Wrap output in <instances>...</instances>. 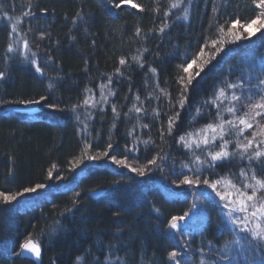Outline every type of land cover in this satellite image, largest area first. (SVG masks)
Here are the masks:
<instances>
[{
    "label": "trees",
    "instance_id": "trees-1",
    "mask_svg": "<svg viewBox=\"0 0 264 264\" xmlns=\"http://www.w3.org/2000/svg\"><path fill=\"white\" fill-rule=\"evenodd\" d=\"M120 2L0 0V71L5 73L0 79V192L15 195L25 188L45 185L10 203L0 200V264H106L105 256H111L113 249L127 264H176L169 259L172 251L180 253L176 257L179 264H259L264 253L244 242L243 250L229 243L244 234L224 228L225 216L215 193L203 184L179 183L183 175H192L189 168L183 167L190 163L191 154L175 140L189 130L191 114L218 87L242 82L247 91L258 84V78L264 79V35L256 33L235 43H229L225 36L223 49L188 86L185 107L177 103L182 91L178 76L187 77L179 66L190 62L201 46L205 56L197 62L202 63L215 51L211 41L220 39V25L227 32L233 20L247 22L260 9L252 0H192L190 5L184 0L180 8H171L170 0H159V12L151 11L156 6L154 0H132L143 11L126 3L116 8L114 5ZM29 4L35 15L22 17L29 11ZM5 12L13 19L22 17L21 31L9 35ZM164 23L168 27L160 32ZM137 27L140 35H136ZM234 31L243 29L237 26ZM25 40L29 45L27 60L20 55L25 51ZM8 44L18 51L6 53ZM33 52L43 75L30 63ZM5 55L11 59L5 61ZM137 55L143 68L132 59ZM120 58L125 59L124 66L119 65ZM117 67L123 75L115 74ZM150 67L156 69L155 74ZM197 70L194 66L193 74ZM109 75V87L115 95H108L107 101L96 108L77 107L72 111L86 96L100 100L98 85L107 83ZM86 88L91 93H86ZM136 95L139 101L134 99ZM41 96L48 99L38 105L35 114L16 112L15 107L24 105L9 103ZM133 103L147 115L129 112ZM113 105L120 113L115 127ZM153 109L160 113L158 118H153ZM204 111L195 127L214 119L215 109ZM89 112L91 118L86 119ZM176 112L180 116L174 135L169 136L168 118ZM145 124L148 127H143ZM85 140L91 144L88 155L108 150L109 143L113 149L108 150V157L88 160L83 154ZM133 148L136 150H127ZM112 155L117 159L127 157V163L135 168L146 166L145 174L113 164ZM157 155L164 159L149 164ZM245 164L225 163L215 171L219 175L238 173ZM205 175L210 180L216 178L210 173ZM95 190H103V194L90 196ZM189 209L195 221L171 229V217ZM29 238L41 247L39 263L17 255L20 245ZM226 243L228 255L235 259L221 262L219 255ZM77 257L82 259L77 261Z\"/></svg>",
    "mask_w": 264,
    "mask_h": 264
},
{
    "label": "snow or ice",
    "instance_id": "snow-or-ice-1",
    "mask_svg": "<svg viewBox=\"0 0 264 264\" xmlns=\"http://www.w3.org/2000/svg\"><path fill=\"white\" fill-rule=\"evenodd\" d=\"M111 3V0H109ZM192 0H188L189 5ZM256 9L260 11L255 15V17L247 22H242L239 18L233 20L231 25L228 27L227 32H225L224 25H220L217 28V32L220 35V39L212 40L211 44L215 51L207 59H203L202 63H198L202 57L205 56L204 47L201 46L199 53L195 54L194 58H191L190 62L185 61L184 65H180V69L183 73L187 74L178 76L177 83L181 85L182 91L180 93V98L177 101L180 108H184L188 96V86L192 84L196 77H199L204 67L210 63L212 59H215L217 53H219L224 46V37L229 38V43H235L241 39H250L256 33H261L264 35V0H252ZM130 4L132 8H140L141 11L144 9L133 3L132 0H121L120 3L115 4L116 8H120L121 4ZM184 3V0H170L171 8H180ZM156 5L151 11L159 12V0H154ZM31 5L29 4V11L22 14V17L33 16L31 10ZM43 11H47L46 9ZM216 11V8H213ZM169 13L166 10L164 15L167 16ZM4 17L10 23L9 35L13 33H18L21 31L20 25L23 23L22 17H17L13 19L11 16L5 12ZM81 13H77V17H80ZM179 18V17H178ZM184 18H188V9H184ZM75 21V18H74ZM237 26L243 29V32L234 31ZM168 27L167 23H164L163 27L159 28L160 32ZM31 31V29H29ZM149 31H154L150 29ZM141 29L137 27L136 35H140ZM243 33H247L245 37ZM41 39L44 38L42 33ZM74 39V37H73ZM220 45L217 47V45ZM23 48L25 51H21L20 55L24 56L27 60L26 51L29 50V45L27 40L23 43ZM18 50L13 47L12 44H8L6 47V53H15ZM36 53H32L33 59L30 63L35 67L36 72L43 75L42 69L37 65L35 59ZM11 59L10 56L5 55L4 60L8 61ZM50 59V58H49ZM132 59L136 61L141 68L144 67L141 63L140 56H133ZM126 61L124 58L119 59V65L124 66ZM186 65V66H185ZM198 70L193 74V67ZM149 71L155 74V68H149ZM261 72L264 73V67L261 68ZM116 75H123L120 67L115 69ZM5 77V73L0 71V79ZM186 79V83H185ZM112 84V76L107 77V83H102L98 85L100 88V100H95L91 95L86 96L79 105H75L72 111H75L77 107H85L86 109L96 108L102 102L107 101L108 95H115L114 89L109 87ZM49 87H52L50 84ZM158 87V85H157ZM244 83H226L224 86L218 87L214 92L213 96L203 101L201 106L195 109V113L191 114L189 121V130L178 134L175 142L182 148L187 150V153L191 154L190 163L183 164V167L189 168L192 175H183V179L180 180V184L192 186L203 184L210 188L212 192L219 198L220 205L222 207L223 214L225 216L224 228L232 232L243 233L244 235L239 236L237 239L229 242L238 245L241 250L244 249V243H246L250 248L258 253H264V79L258 78V84L252 85L247 91H244ZM252 88L258 89L257 91H252ZM105 89H107V95L105 94ZM237 90H240L239 92ZM165 96L168 93L164 92L163 89L160 90ZM86 93H91V89H85ZM149 93V97H151ZM160 99L159 96L155 97ZM46 96H41L39 99L31 100H20V101H9V103H18L24 106L31 104L39 105L47 101ZM136 101L141 98L139 95L134 97ZM227 102V103H225ZM171 104V101H169ZM50 108H56L55 104H48ZM215 109L214 119L210 120L207 124L201 125L200 127H195L198 117L203 118L205 115L204 109ZM100 111H103L101 108ZM112 111L115 114L113 118L112 127H115V120L119 119L120 113L118 112L115 105L112 107ZM135 112L137 114L144 112L147 115L146 110L138 107L133 103L129 112ZM225 113L228 114L227 118ZM128 112L124 113V116H128ZM153 118H158L160 113L156 110H152ZM208 115H212L211 111ZM180 113L176 112L174 116L168 118L167 124V135L173 136L176 129V124L179 119ZM86 119L91 118V113L89 112ZM79 120L80 117L77 116ZM83 123V121H81ZM143 127H148L147 124ZM246 135V132H249ZM87 131V125H85V132ZM131 134V133H129ZM164 138V131H161V139ZM147 145L150 141H144ZM91 144L85 140V145L83 149L84 158L88 160H99L104 157L109 156V151L113 149L112 143L107 145V149L98 155H88V150ZM128 151H135L136 149H127ZM111 162L118 166H123L129 168L130 165L127 163V157L124 159H117L115 155L110 157ZM157 159H164V157H157L148 161L149 164L155 165ZM240 161H246L245 166L239 168L238 173L229 172L224 175H219L216 173L215 169L217 167L224 166L225 163L234 165ZM81 161H77L80 163ZM190 165L194 167H190ZM146 167V166H145ZM145 167L131 168V171L137 172L139 175L145 174ZM205 173H210L216 176L215 179H209ZM51 172L49 173V178H51ZM203 176V179L201 177ZM175 183V181H174ZM45 185L37 184L32 188H25L23 192L17 193L15 195L5 194L0 192V200L3 203H10L17 199V196L23 195L24 193L35 192L37 189L44 188ZM195 207V205H193ZM189 211L184 212L181 216H173L168 221V225L171 229H178L180 227L181 221H184L190 214ZM244 242V243H242ZM22 251H27L32 253L35 257L39 258L41 255L40 245L33 241L31 238L25 240L23 244L20 245ZM215 245H213V249ZM203 251V250H201ZM212 249H210V252ZM229 244L223 245V254L219 255V260L221 262L228 260L232 261L235 257L228 255ZM19 255V253H17ZM180 253L172 251L169 253V259L176 261V257ZM239 256V253H237ZM77 261H80L82 257H77ZM245 261L247 257L244 258ZM106 264H127L126 260L118 255H115V250L113 249L111 256H105ZM96 264H100L99 261ZM201 264H204L201 261ZM215 264V261L213 262ZM259 264H264V256H261Z\"/></svg>",
    "mask_w": 264,
    "mask_h": 264
},
{
    "label": "water",
    "instance_id": "water-1",
    "mask_svg": "<svg viewBox=\"0 0 264 264\" xmlns=\"http://www.w3.org/2000/svg\"><path fill=\"white\" fill-rule=\"evenodd\" d=\"M14 110L16 112H19L22 114H35V113L39 112V107H38V105L18 106V107H15ZM102 194H103V190H95V191L89 193V195L92 197H98V196H101ZM187 218H186V220H187ZM19 257L26 258V259L35 261L37 263H39L41 260V255L39 258H37L30 252L22 251L21 248H20V252H19Z\"/></svg>",
    "mask_w": 264,
    "mask_h": 264
},
{
    "label": "rangeland",
    "instance_id": "rangeland-1",
    "mask_svg": "<svg viewBox=\"0 0 264 264\" xmlns=\"http://www.w3.org/2000/svg\"><path fill=\"white\" fill-rule=\"evenodd\" d=\"M127 4V3H126ZM130 5V4H129ZM80 165L81 164H83V163H79ZM129 165H130V167L129 168H126V167H123V166H119V167H122V168H124V169H126V170H129V171H131V168H135V167H133L130 163H128ZM118 166V165H117ZM191 214V213H190ZM192 220V221H191ZM190 221H191V223L193 222V221H195L194 220V215H192L191 214V216H190V218L187 220V221H181V222H179L180 223V228L181 227H187L189 224H190Z\"/></svg>",
    "mask_w": 264,
    "mask_h": 264
},
{
    "label": "bare ground",
    "instance_id": "bare-ground-1",
    "mask_svg": "<svg viewBox=\"0 0 264 264\" xmlns=\"http://www.w3.org/2000/svg\"><path fill=\"white\" fill-rule=\"evenodd\" d=\"M19 252H20V249H19Z\"/></svg>",
    "mask_w": 264,
    "mask_h": 264
}]
</instances>
